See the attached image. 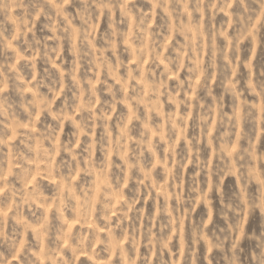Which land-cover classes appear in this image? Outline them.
<instances>
[{"label":"clouds","instance_id":"obj_1","mask_svg":"<svg viewBox=\"0 0 264 264\" xmlns=\"http://www.w3.org/2000/svg\"><path fill=\"white\" fill-rule=\"evenodd\" d=\"M0 264H264V0H0Z\"/></svg>","mask_w":264,"mask_h":264}]
</instances>
